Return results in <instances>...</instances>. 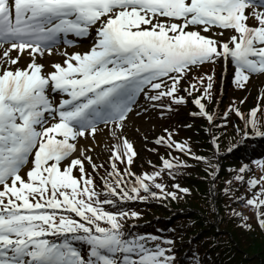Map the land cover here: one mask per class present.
Masks as SVG:
<instances>
[{"label": "snow or ice", "instance_id": "snow-or-ice-1", "mask_svg": "<svg viewBox=\"0 0 264 264\" xmlns=\"http://www.w3.org/2000/svg\"><path fill=\"white\" fill-rule=\"evenodd\" d=\"M260 9L264 0H0V264H175L172 240L126 233L123 221L139 214L116 209L120 202L148 196L188 194L179 184L172 185L177 191H167L163 174L167 170L175 179L173 169L189 165L162 156L151 173L137 175L130 167L122 172L117 161L130 166L138 155L124 129L138 97L153 109L171 111L186 103L181 91L191 96L203 89V97L193 100L199 111L191 115L205 118L211 132L218 112L202 100H212L213 76H193L187 87L182 83L205 62L230 64L238 88L253 75L264 76ZM92 30L89 50L65 51L52 71L37 62V55L53 53L62 36L72 44L70 34L83 38ZM24 55L29 59L21 65ZM230 111L244 122L237 131L264 136L258 108L247 115L239 108ZM163 132L155 144L169 149L168 155L174 149L214 167L169 129ZM98 133L113 141L102 191L93 177L103 165L95 163L91 147L80 145L81 138L95 141ZM245 171L241 167L234 179L243 182ZM248 185L251 198L235 196L243 210L232 209V215L251 229L244 215L251 211L264 230V176ZM231 193V187L225 189Z\"/></svg>", "mask_w": 264, "mask_h": 264}, {"label": "trees", "instance_id": "trees-1", "mask_svg": "<svg viewBox=\"0 0 264 264\" xmlns=\"http://www.w3.org/2000/svg\"><path fill=\"white\" fill-rule=\"evenodd\" d=\"M205 74L213 76L214 86L212 100L204 98L203 102L210 112H214L216 107V126H211L209 132L207 129L210 125L205 118L188 115L190 109L196 108L190 103L188 93L183 92L181 96L185 97L186 103H182L169 115L167 129L173 132L177 141H186L196 155L208 157L214 167L208 168L204 162L182 155L174 149L168 155L169 149L150 142L146 152L131 164L132 172L137 175L151 173L160 167L162 156L168 159L178 157L187 161L189 166L178 172L173 169L175 179L165 170L163 183L167 191H177L172 185L179 184L190 192H178L176 199L164 198L161 194L158 198L148 196L144 201L120 202L116 210L136 211L139 214L123 221L126 233L132 236L155 235L162 241L172 240L175 264H264V230L258 226L255 215L251 211H244V215L250 217L248 223L252 225L251 229L243 227V222L232 215V209L243 210V205L236 202L235 196H252L248 180L264 176L261 167L264 160V136H258L250 129L247 136L237 131L244 129V122L234 111H230L231 108H239L247 115L250 109L256 107L257 119L264 121V89L251 92L227 80L217 100L216 73L213 74L208 68ZM196 75L206 76L200 71L192 73L184 86L187 87ZM203 95V89H200L193 92L191 97ZM226 111H230V115L226 126L221 127L225 124ZM213 135L217 137L215 143ZM245 166L246 171L241 174L244 181H236L235 175ZM119 168L122 172L125 170ZM106 174L107 170H104L101 177H106ZM93 179L96 190L102 191L104 180L96 176ZM228 181H232L231 186ZM229 187L232 193L226 195L225 189ZM141 195L145 194L141 192ZM104 207L113 210L111 205Z\"/></svg>", "mask_w": 264, "mask_h": 264}, {"label": "rangeland", "instance_id": "rangeland-1", "mask_svg": "<svg viewBox=\"0 0 264 264\" xmlns=\"http://www.w3.org/2000/svg\"><path fill=\"white\" fill-rule=\"evenodd\" d=\"M260 10L264 11V9ZM93 33L94 37L95 31ZM229 35L230 33L228 31L224 32V37H228ZM83 43L84 42L82 41L78 42L77 44ZM85 43L87 44L85 51H87L92 46L93 41L89 40ZM58 48L62 47H54L53 52ZM69 48L71 47H68L67 49ZM54 55L56 58H61L62 60L66 58L63 54L55 53ZM28 59L29 58L27 55L23 56V59L20 62L21 65H24L28 61ZM37 62L44 64L45 68H47L48 63L42 56L37 55ZM51 65L52 64H50V68ZM229 71L230 65L226 66V73ZM261 86H264V76L253 75L250 77V87L252 90H257V88H260ZM144 103L146 106L143 108V114H139L136 116L134 115L133 117L130 115L127 121V127L124 129V135L134 146L137 147H142L148 136H153L156 132H158L161 123L163 122L161 110L159 108L153 109L150 104L145 102V100ZM112 143L113 141L111 140V138L104 133H98L95 141H93L91 137H89L88 140H84L83 138L80 139L81 147L88 146L93 149L89 154L92 156L95 162L109 159Z\"/></svg>", "mask_w": 264, "mask_h": 264}, {"label": "bare ground", "instance_id": "bare-ground-1", "mask_svg": "<svg viewBox=\"0 0 264 264\" xmlns=\"http://www.w3.org/2000/svg\"><path fill=\"white\" fill-rule=\"evenodd\" d=\"M87 37H88V36H87ZM87 37L84 38V42L88 40ZM80 48L84 50V47H83V46H80ZM78 50H79V48H76V51H78ZM59 51H61V50H59ZM55 53H56V52H55ZM43 56H44L43 58H45V59H47L48 61H50L49 63H61V60H60L59 58H56L55 55H54L53 53H52L51 55H49L47 52H45ZM49 69H50V66L47 65V70H49ZM143 107H144V104H139V103H138V105H137L136 108L134 109V112H133L132 116H134V113H135L137 110H141V109H143Z\"/></svg>", "mask_w": 264, "mask_h": 264}]
</instances>
